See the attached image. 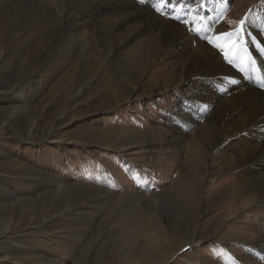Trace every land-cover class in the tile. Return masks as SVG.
<instances>
[{
  "label": "rangeland",
  "instance_id": "374dc122",
  "mask_svg": "<svg viewBox=\"0 0 264 264\" xmlns=\"http://www.w3.org/2000/svg\"><path fill=\"white\" fill-rule=\"evenodd\" d=\"M57 1L0 0V264H264V207L221 172L233 152L191 151L205 120L180 117L203 89L182 44L102 34L120 14L55 42ZM133 1L187 29L201 12ZM223 1L202 8L208 39L264 21V0Z\"/></svg>",
  "mask_w": 264,
  "mask_h": 264
},
{
  "label": "bare ground",
  "instance_id": "6f19581e",
  "mask_svg": "<svg viewBox=\"0 0 264 264\" xmlns=\"http://www.w3.org/2000/svg\"><path fill=\"white\" fill-rule=\"evenodd\" d=\"M145 6H139L133 0H59L54 7L52 18L54 20L49 23L51 26L49 33L53 41L58 42L67 33L98 24L106 16L113 17L120 14V18L108 25L104 24L102 34H115L126 30L128 35L123 45L148 34L157 37L151 44V48L159 46L160 41L166 46L175 42L181 43L180 54L186 57L184 61L186 71L190 76L201 79V85L200 81L197 82L203 89V93L198 96L199 99L189 101L188 112L180 117L189 129H193L200 120H205L202 130L196 134L199 142L194 144L191 151L209 149V153L213 155L214 150H219L218 154L221 156L233 152L232 156H226L221 172L235 177L237 193H253L255 206L264 207V56L256 57L253 44L245 39L244 42H247L252 50L249 60H247L248 49L244 51L233 49L229 53L233 63L225 64L221 54L213 45L210 47L207 41L198 40V37L194 36L195 31L194 34L190 32L189 29L199 27L197 20L189 29L182 26L183 29L171 20H162V17ZM251 14L249 13L247 17L250 26L245 24L244 31L251 29L264 43V22H261L258 16L255 19ZM137 22L139 25L133 30L131 25ZM213 23L208 26L213 28L216 26V21ZM223 23L221 22V25ZM222 28L223 26L219 27L220 33L225 31ZM210 32H213L212 29ZM217 35L214 33L213 37ZM243 36L252 39L246 32L241 34V38ZM221 43L224 42L221 41ZM229 46L225 44L226 48ZM254 60L259 63L262 75L259 70H256L254 74H246L248 69L252 68ZM111 65L112 61L106 63V67ZM200 100L203 103L202 107L197 106L201 103ZM215 105L218 109L225 111L219 121L214 115L209 114L210 109ZM194 137L189 139H196V136ZM237 146H240V149L235 151ZM261 240L262 243L259 244L262 246L264 238Z\"/></svg>",
  "mask_w": 264,
  "mask_h": 264
},
{
  "label": "snow or ice",
  "instance_id": "6c2138e0",
  "mask_svg": "<svg viewBox=\"0 0 264 264\" xmlns=\"http://www.w3.org/2000/svg\"><path fill=\"white\" fill-rule=\"evenodd\" d=\"M164 4L170 3L171 0H162ZM209 2V0H200V3L198 5L199 8H205L206 3ZM156 11H161L160 7H156ZM175 19H180L179 16L174 17ZM245 20L239 21V26L235 31H229V32H221L219 33L214 39H208L205 37V39H208V43L213 44L214 47H216L221 53H223L225 60L228 61L229 64L233 63V60L230 58L229 53L233 51V49H236L240 45V34L244 32V25ZM190 31H196L200 32L202 29H189ZM223 41L224 43H221ZM225 44L230 45L229 47H225ZM234 82V81H233Z\"/></svg>",
  "mask_w": 264,
  "mask_h": 264
}]
</instances>
